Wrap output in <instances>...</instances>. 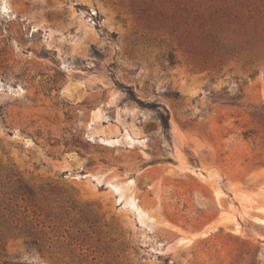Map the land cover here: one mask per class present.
<instances>
[{
    "label": "rangeland",
    "instance_id": "obj_1",
    "mask_svg": "<svg viewBox=\"0 0 264 264\" xmlns=\"http://www.w3.org/2000/svg\"><path fill=\"white\" fill-rule=\"evenodd\" d=\"M256 111L264 0H0V264H264Z\"/></svg>",
    "mask_w": 264,
    "mask_h": 264
},
{
    "label": "trees",
    "instance_id": "obj_2",
    "mask_svg": "<svg viewBox=\"0 0 264 264\" xmlns=\"http://www.w3.org/2000/svg\"><path fill=\"white\" fill-rule=\"evenodd\" d=\"M127 88L129 89V91H127L128 98L140 103L142 106H145V107L149 106V107L155 109L158 113V117L161 120L162 126L165 129L170 128V114L166 108L161 109V105H159V104L147 105L149 103H144V101H142L140 98H138V96L136 95V93L134 92V90L132 88H130V87H127ZM254 116L256 118L264 119V113H262L261 111H256L254 113ZM20 186H21L20 188H25V190L29 193L33 192L32 189H30L27 185L24 186V184H21Z\"/></svg>",
    "mask_w": 264,
    "mask_h": 264
},
{
    "label": "bare ground",
    "instance_id": "obj_3",
    "mask_svg": "<svg viewBox=\"0 0 264 264\" xmlns=\"http://www.w3.org/2000/svg\"><path fill=\"white\" fill-rule=\"evenodd\" d=\"M204 233H205V232H204ZM182 241H188V242H191L192 239H190V238H183Z\"/></svg>",
    "mask_w": 264,
    "mask_h": 264
}]
</instances>
